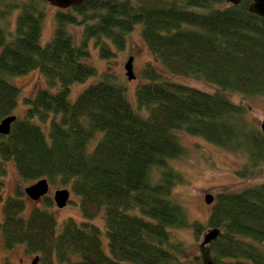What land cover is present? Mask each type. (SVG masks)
<instances>
[{
    "label": "trees",
    "instance_id": "16d2710c",
    "mask_svg": "<svg viewBox=\"0 0 264 264\" xmlns=\"http://www.w3.org/2000/svg\"><path fill=\"white\" fill-rule=\"evenodd\" d=\"M43 3L0 0V122L18 102L10 78L39 71L48 87H60L25 99L24 117L0 136V194L12 162L25 184L46 179L49 187L70 188L81 220L67 218L58 230L49 197L24 216L27 186L17 185L2 204L4 248L23 245L38 264H264V184L217 194L205 223L189 221L173 199L184 179L172 163L187 155L178 133L239 154L252 168L264 163V134L243 101H230L264 98V19L249 12L250 2L85 0L57 9L53 38L42 47ZM137 24L153 61L141 71L136 109L109 73L70 102V87L97 74L87 63L90 42L100 58H114ZM70 26L82 28L79 43ZM156 64L169 77L215 89L172 82ZM34 119L49 121L47 136ZM101 213L103 229L92 223ZM178 230L190 231L193 242L177 241ZM210 230L219 236L203 247L199 238Z\"/></svg>",
    "mask_w": 264,
    "mask_h": 264
},
{
    "label": "rangeland",
    "instance_id": "374dc122",
    "mask_svg": "<svg viewBox=\"0 0 264 264\" xmlns=\"http://www.w3.org/2000/svg\"><path fill=\"white\" fill-rule=\"evenodd\" d=\"M43 4L45 16L42 22L40 38V45L42 47L53 38L55 29L54 16L58 11L57 8L48 3ZM17 15L18 12L16 11L10 18L12 31L15 27ZM68 29L74 38V41L79 43L81 40L82 28L70 26ZM140 31V24L134 26L133 30L126 36V46L124 50L115 51L114 48L111 47L112 50L115 51V57L111 59L100 58L98 49L94 46L93 41H91L88 47L89 58L87 63L96 69L97 74L82 83L73 84L70 87V92L68 94L69 101L74 102L83 90L90 85L99 82L103 74L109 73L112 75L113 82L116 85L125 88L129 103L134 109H136L135 90L141 83H143V80L141 79V71L146 63L153 61L152 55L141 39ZM130 57L133 58V72L135 75V79L132 81L127 80L124 70V65ZM156 66L162 74L166 75V79L172 82L191 86L209 93L213 92L215 89L213 85L203 81L175 76L169 77L158 64H156ZM9 81L19 89L17 106L13 112V116L18 118H23L25 115L27 109V106L24 103L25 99H32L37 91L41 89H47L55 93L60 88L59 85H56L54 88L48 87L46 79L39 71H31L22 76L12 77ZM230 101L234 104L243 101V105L247 109V119L260 128L264 121V98L255 97L248 100H242L240 95H234ZM142 116L146 117V114H142ZM51 118L52 116H50V119ZM33 123L39 125L43 129L45 135H48L49 121L45 125H42L34 119ZM177 136L181 145L187 151V155L186 157L172 163V166L182 174L184 179L183 184L174 188L173 199L185 209L189 221L206 222L211 206L215 202L214 200L211 205H206L204 202V196L207 194H211L215 198L219 193L241 192L254 185L264 184V163L252 168L251 163L248 160L246 161L239 154L224 151L200 138L191 137L184 133H178ZM95 143L96 141L91 142L89 146L90 151L93 149ZM252 172L253 174H250L248 178L243 177V174L246 176ZM2 181L4 187L0 194V219H2L3 201L6 200L7 197L13 195L16 186L24 185L25 187V185L29 186L31 184L29 182L25 184L18 178L12 162L6 164V175ZM63 188L68 189L70 192V203L62 209L57 208L53 203V206L48 209L56 218L58 230L61 229L63 221L67 218H73L78 222L81 220L80 198L72 193L70 188L61 187L59 185L50 186L47 197L53 201L54 192ZM24 202L26 206L23 213L24 216H27L30 210L34 207H44L42 200L34 202L27 196H25ZM92 223L103 229V213L94 219ZM174 237L177 241L188 243H191L194 240L192 233L187 230L175 231ZM202 239L203 235L199 238V241H202ZM103 247L107 252L104 237ZM34 259L35 256H30L25 253L23 245H18L13 250L7 251L4 248L3 237L0 233V264H3L5 261H9L11 264H32Z\"/></svg>",
    "mask_w": 264,
    "mask_h": 264
},
{
    "label": "water",
    "instance_id": "95a60500",
    "mask_svg": "<svg viewBox=\"0 0 264 264\" xmlns=\"http://www.w3.org/2000/svg\"><path fill=\"white\" fill-rule=\"evenodd\" d=\"M45 3L57 8V9H67L72 6H79L85 0H43ZM222 2H226L231 5H237L241 0H218ZM250 2L248 6V10L250 13L255 14L264 19V0H247ZM125 76L128 81H132L135 79V75L133 72V58H128L127 62L124 65ZM16 120L15 116H10L5 118L0 122V136H7L10 132V128L12 123ZM260 129L264 134V121L262 122ZM25 195L32 201L37 202L44 197H47L49 193V183L46 179L38 180L32 185L26 187L24 189ZM70 192L67 189L56 190L53 194V203L54 205L62 209L69 202ZM214 201V197L211 194H207L204 196V202L206 205H211ZM219 236L218 230H210L205 233L202 239V246L209 245L212 241H214ZM38 258H35L32 264H37ZM207 264H214L210 261H207Z\"/></svg>",
    "mask_w": 264,
    "mask_h": 264
},
{
    "label": "bare ground",
    "instance_id": "6f19581e",
    "mask_svg": "<svg viewBox=\"0 0 264 264\" xmlns=\"http://www.w3.org/2000/svg\"><path fill=\"white\" fill-rule=\"evenodd\" d=\"M32 185V184H31ZM30 186V185H29ZM28 187V186H27ZM67 204H69V202L67 203Z\"/></svg>",
    "mask_w": 264,
    "mask_h": 264
},
{
    "label": "flooded vegetation",
    "instance_id": "af4514ba",
    "mask_svg": "<svg viewBox=\"0 0 264 264\" xmlns=\"http://www.w3.org/2000/svg\"><path fill=\"white\" fill-rule=\"evenodd\" d=\"M214 200H215V198H214Z\"/></svg>",
    "mask_w": 264,
    "mask_h": 264
}]
</instances>
